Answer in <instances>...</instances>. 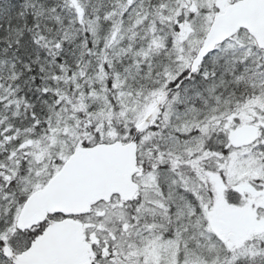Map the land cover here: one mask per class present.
<instances>
[{
  "label": "snow or ice",
  "instance_id": "6c2138e0",
  "mask_svg": "<svg viewBox=\"0 0 264 264\" xmlns=\"http://www.w3.org/2000/svg\"><path fill=\"white\" fill-rule=\"evenodd\" d=\"M0 264H264V0H0Z\"/></svg>",
  "mask_w": 264,
  "mask_h": 264
}]
</instances>
